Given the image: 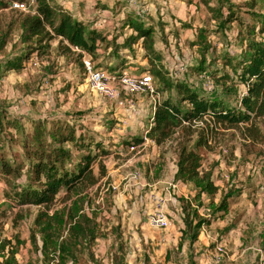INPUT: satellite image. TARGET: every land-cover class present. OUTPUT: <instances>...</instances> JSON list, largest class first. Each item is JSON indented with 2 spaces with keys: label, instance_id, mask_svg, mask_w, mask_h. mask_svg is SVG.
I'll list each match as a JSON object with an SVG mask.
<instances>
[{
  "label": "rangeland",
  "instance_id": "rangeland-1",
  "mask_svg": "<svg viewBox=\"0 0 264 264\" xmlns=\"http://www.w3.org/2000/svg\"><path fill=\"white\" fill-rule=\"evenodd\" d=\"M57 2L71 7L75 18L87 24V31L102 29L126 39L134 33L129 28L121 32L130 16L152 26L156 30L155 54L160 58L157 61L168 71V79L173 84L167 88L154 79L160 104L169 98L180 104L182 111L189 108L188 103L181 104L182 95L176 87L184 84L203 98L215 99L230 107L240 105L246 89L222 59L226 53L239 57L246 51L237 39L239 27L234 25L227 37L216 34L212 13L203 0H146L155 9L151 13L133 9L130 0H108L104 9L113 13L115 21L110 26L114 27L113 34L104 24V17L94 16L93 9L101 6L99 3L103 0ZM143 2L139 0L138 6L141 7ZM18 14L22 12L1 10L0 31L6 30ZM204 29L210 32V45L214 51L213 55L207 56L206 63H201L202 55L192 42ZM18 40L19 33L16 32L7 53L21 48L18 45L16 51L12 50ZM115 43L104 41L100 43L96 57L86 55L96 68L111 74L124 71L135 77L149 75L147 69L151 66V58L157 59L155 55L144 48L118 54ZM58 44L59 40L53 41L46 56L34 55L22 72H9L0 79V106L11 117L20 118L24 126L14 140L4 135L11 145L7 143L4 148L0 147V264L11 250L16 252L20 264H44V239L36 223L39 214L44 212L49 217L62 214L64 209H71L80 200L82 213L99 223L103 233L92 248L95 262L85 253L82 264H117L118 261L121 264H208L215 257L216 246H224L226 251L220 264H264V119L234 127L211 121L190 128L194 142L201 136L206 140L205 146H200L197 151L202 155L203 171L213 173V181L219 188L216 197L206 196L204 202L218 205L228 200L229 211L224 220L205 227L198 242L186 243L182 235L185 226L180 201L186 198L185 195L194 199L195 189L191 184L181 183L177 176L180 193L172 194L168 203L169 229L158 232L146 222L155 199L169 196L166 179L175 174L178 161L176 137L160 147L145 139L154 115L153 101L148 96H137L121 89L124 105L120 107L110 102L92 90L87 73L76 61L77 56H63L57 50ZM0 59H4L3 56ZM130 103L136 104L135 110L129 108ZM55 117L67 119L77 129L81 125L82 132L98 135L104 146H109L110 155L102 157L107 165V177L79 196L69 198L62 190L50 210L45 206H19L13 195L20 188L31 185L28 170H23L20 179L6 178L1 172V159L5 157L14 166L24 164L27 167L29 162L22 149L23 135L31 138L33 120ZM10 132L15 134L13 130ZM133 135L144 138L147 144L143 150L137 149L138 154L126 148V141H133ZM94 167L98 174V164ZM136 174H140V180L134 179ZM200 212L206 219L212 213L207 209ZM66 234L67 230L62 238ZM161 236H165V243L156 240ZM50 253V264H53L54 253Z\"/></svg>",
  "mask_w": 264,
  "mask_h": 264
},
{
  "label": "trees",
  "instance_id": "trees-1",
  "mask_svg": "<svg viewBox=\"0 0 264 264\" xmlns=\"http://www.w3.org/2000/svg\"><path fill=\"white\" fill-rule=\"evenodd\" d=\"M16 1L23 0H0V11H12L11 7ZM203 1L212 13L211 21L216 24V34L227 37L234 25L239 27L236 32L237 39L243 43L246 51L239 57L226 53L222 59L233 69L239 84L246 89L245 94L239 106L230 107L221 101L201 97L187 85H177L182 95L181 104L186 102L189 108L182 111L180 104L174 103L172 99L163 100L156 109L152 127L146 132L147 138L159 147L176 137L174 140L177 141V179L183 184L190 183L194 186L193 202L197 203L199 209L205 208L212 212L206 219L190 201H180L185 226L182 235L185 242L191 244L199 241L205 227H210L220 219L224 220L229 211V202L227 200L218 205L214 202L205 204V197H216L219 188L213 181V173L203 171L202 155L197 151L200 146H205L206 140L201 136L194 142L191 127L183 125L184 121L199 122L205 115H212L216 123L234 127L264 119V0H242L240 3L234 0ZM212 1H216V4L212 5ZM104 7L105 5H101L96 9ZM35 12L36 14H18L6 30L0 31V56L4 58L0 59V79L9 72H22L36 54L46 56L51 43L58 40L57 50L67 58L77 56L76 61L85 72L84 52L88 56L96 57L100 43L104 41L116 42L114 48L118 54L128 52L129 49L144 48L157 58L156 30L143 20L135 19V16H130L127 26L123 25L134 33L119 43L117 38L110 40L100 30L90 28L87 31V24L76 19L57 0H37ZM16 32L19 33V40L14 43L12 50L16 51L18 45H21V48L12 54V51L7 53ZM209 33L205 29L202 30L192 42V46L198 47L202 55L201 63H206L207 56L213 55ZM75 49L82 52L78 53ZM158 58H151V66L147 71L153 79L171 88L173 84L168 79V71L157 61L160 59ZM32 126L31 138L24 134L22 141L24 156L29 162L27 167L24 164L14 166L4 159L5 157L1 159V172L6 178L12 176L20 179L23 170H28L31 185L20 188L19 192L13 195L19 206H45L50 210L62 190L66 191L69 198L79 196L107 177V165L102 157L109 156L111 150L107 148L109 146H104L102 139L97 138L98 135L82 132L84 128L81 125L77 129L74 124L61 117L44 121L33 120ZM178 128L180 131H176ZM11 130L15 134L11 133ZM21 130H24L21 119L11 117L6 109L0 106V147L4 148L7 143L11 145L4 135L14 140ZM77 131L81 133L77 134ZM132 137L133 141H126L127 147L140 146L145 142L144 138L133 135L131 139ZM95 164H98V174L95 172ZM81 203V200L77 201L71 209L66 208L62 214L53 217L44 212L39 214L36 223L44 239V264H50V252L59 253V264H82L85 253L95 262L92 248L103 233L99 223L82 213ZM66 230L67 234L62 238ZM1 264H20L16 259V252L11 250L8 258ZM117 264L121 262L118 261Z\"/></svg>",
  "mask_w": 264,
  "mask_h": 264
},
{
  "label": "built area",
  "instance_id": "built-area-1",
  "mask_svg": "<svg viewBox=\"0 0 264 264\" xmlns=\"http://www.w3.org/2000/svg\"><path fill=\"white\" fill-rule=\"evenodd\" d=\"M129 4L135 10L140 9L143 13L150 12V9L146 5H142L141 7L138 6L139 0H130ZM36 6L37 0L16 1L12 5L11 10L23 12L26 14H36ZM74 51L78 53L82 52L80 49H75ZM84 54L85 56L83 61L87 72L88 83L90 84L92 90H94L98 94H101L110 102L117 103L120 107L124 105V101H122L121 99V89L137 96H148L154 104V115L152 118V122L154 121L156 109L160 105V101L158 98V92L156 91V88L154 86V79L150 73L149 75L141 74V76L139 77L131 76L126 72L117 75L111 74L101 68H95L94 64L90 59H88V56L85 52ZM129 108H131V110H135L136 104L130 103ZM211 121L216 123L215 118L212 115H205L203 120L199 122L184 121L183 125L190 126L192 128H197L200 126H204V123H208ZM152 125L153 123L151 124L150 128L152 127ZM148 130L146 132H148ZM145 139L149 141L147 136L145 137ZM150 142L152 141L150 140ZM139 148L143 150L144 145L143 147L136 146L132 147L131 149L132 151H137V149ZM140 178V174H136L134 179L140 180ZM167 202L168 200L166 199V197L156 198L155 206L152 211L148 214L149 226L154 230H157L158 232H166V230H168L171 225L170 215H168L167 212ZM161 240L165 241V236H161ZM225 254L226 251L224 246H216V249L214 251L215 257L210 261L209 264H220L222 257L225 256ZM53 258L55 259L53 264L60 263L59 253L54 254Z\"/></svg>",
  "mask_w": 264,
  "mask_h": 264
},
{
  "label": "crops",
  "instance_id": "crops-1",
  "mask_svg": "<svg viewBox=\"0 0 264 264\" xmlns=\"http://www.w3.org/2000/svg\"><path fill=\"white\" fill-rule=\"evenodd\" d=\"M107 1L108 0H103V2L102 3H99L100 5H108L107 4ZM142 1H144L143 3V5H146L149 9H150V12L149 13H151L152 11H155V9H154V7H153V4L151 3H147L146 2V0H142ZM67 4L65 3L64 4V6H65V8L68 10V11H70L73 15H74V11H72V9H71V7H69L68 5L66 6ZM108 7V6H107ZM109 8V7H108ZM191 8H192V5H191ZM94 10V16H97V15H100V16H102V17H104L103 19V22H104V24L106 25V26H108L111 30H112V34L115 32V30H113L114 29V27L113 28H111L110 26L112 25V24H114V22L113 21H115V19H114V17H113V13L112 12H110V11H108L107 9H96V8H94L93 9ZM124 9H122L121 11H123ZM86 13L88 14L89 13V11H86ZM96 14V15H95ZM122 15V13L119 15V16H121ZM75 16V15H74ZM117 18H119V17H117ZM116 18V19H117ZM122 20H124V19H122ZM126 20V19H125ZM124 25V24H123ZM126 28H128V27H126ZM126 28H122V31L121 32H124V29H126ZM95 29V28H94ZM95 30H100V31H102V32H104L105 33V35H109V39H114V38H117V39H119V43L122 41V40H124V37H122V36H120V37H118L117 35H115L114 34V36H112L111 34H109V32H107V31H105V30H102V29H95ZM128 36H130V35H128ZM127 36V37H128ZM126 37V38H127ZM127 132H129L128 130H127ZM151 143H154L153 141L151 142ZM143 145H144V147L147 145L146 143H143L142 145H140V147H143ZM134 147H136V146H134ZM126 148H132V147H126ZM131 151H132V149H131ZM132 152H136L137 154L139 153L138 151H132ZM131 162L133 161V160H130ZM177 172V169L175 170V174H170V175H168V177H167V179H166V182H167V185H168V188H167V193L169 194V196L168 195H166L165 197H166V199L168 200V202H167V212H168V203H169V201L171 200V198H172V194H176V193H180V185H178V183L179 182H177L176 181V173ZM186 184H190V183H186ZM192 185V184H191ZM193 186V185H192ZM194 187V186H193ZM160 197H162V196H158L157 198H160ZM185 197L186 198H188V196L187 195H185ZM183 199V200H186V201H190L191 203H192V206L196 209H199L198 208V206L196 205V203H194L193 202V199ZM205 209V208H204ZM200 210H202V209H199V212H200ZM207 210H209V209H207ZM152 210H150L149 212H148V214L151 212ZM200 214H201V212H200ZM168 215H170L169 214V212H168ZM203 215V214H202ZM149 216V215H148ZM170 217H171V215H170ZM146 222H147V224H148V226H149V223H148V217L146 218ZM157 241H161V242H163V243H165L166 242V240L165 241H162L161 240V238H157L156 239ZM209 264V263H208Z\"/></svg>",
  "mask_w": 264,
  "mask_h": 264
}]
</instances>
